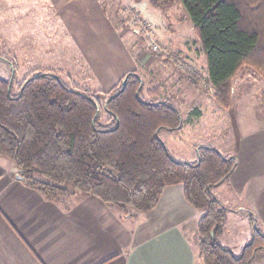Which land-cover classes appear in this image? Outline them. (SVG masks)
<instances>
[{"label":"trees","instance_id":"trees-1","mask_svg":"<svg viewBox=\"0 0 264 264\" xmlns=\"http://www.w3.org/2000/svg\"><path fill=\"white\" fill-rule=\"evenodd\" d=\"M149 1L159 8L170 4ZM180 2L199 41L212 97L229 107L232 82L243 65L264 75V0ZM117 84L110 93L93 92L53 71H38L14 92L11 78L0 77V157L49 199L63 203L75 191L124 213L151 210L166 186L180 184L186 201L201 212L196 232L202 264H264L253 263L264 255V233L251 211L250 239L238 254L218 240L232 208L212 188L227 181L236 156L199 145L193 162L177 160L159 131L179 129L180 110L136 70Z\"/></svg>","mask_w":264,"mask_h":264},{"label":"rangeland","instance_id":"rangeland-1","mask_svg":"<svg viewBox=\"0 0 264 264\" xmlns=\"http://www.w3.org/2000/svg\"><path fill=\"white\" fill-rule=\"evenodd\" d=\"M88 2L82 7L71 0L65 6V12L79 16L70 21L69 33L49 0H0V77L11 78L14 92L26 76L53 71L68 84L107 94L127 72H119L122 66L131 61L144 83L159 85L163 97L180 110L181 127L159 131L177 160L193 162L199 145L227 155L236 149V156L241 153L245 159L251 142L264 144V75L243 65L232 82V103L226 108L218 105L180 0H170L164 8L149 0ZM82 14L97 15L82 22ZM110 65L120 74L107 86L99 76L106 75ZM100 115L104 122L106 114ZM223 236L226 239L225 232ZM259 254L253 263H263L264 255Z\"/></svg>","mask_w":264,"mask_h":264},{"label":"crops","instance_id":"crops-1","mask_svg":"<svg viewBox=\"0 0 264 264\" xmlns=\"http://www.w3.org/2000/svg\"><path fill=\"white\" fill-rule=\"evenodd\" d=\"M49 1L70 33V21L79 17L65 12L71 0ZM77 1L82 7L91 4ZM94 15L82 14V22ZM133 64L127 61L119 72L134 69ZM119 72L110 65L99 77L112 86ZM236 153L235 149L230 155ZM243 154L245 159L241 153L236 156L227 181L213 187L220 190L212 188L232 208L220 233L225 232L226 239L219 234L218 240L234 254L250 239L247 210L264 233V144L251 142ZM17 174L12 162L0 157V264H202L196 232L201 212L186 201L180 184L166 186L151 210L124 213L78 192L69 191L63 203L54 201L17 179Z\"/></svg>","mask_w":264,"mask_h":264},{"label":"water","instance_id":"water-1","mask_svg":"<svg viewBox=\"0 0 264 264\" xmlns=\"http://www.w3.org/2000/svg\"><path fill=\"white\" fill-rule=\"evenodd\" d=\"M21 171H18V174L16 175L17 179H21V175H20Z\"/></svg>","mask_w":264,"mask_h":264},{"label":"built area","instance_id":"built-area-1","mask_svg":"<svg viewBox=\"0 0 264 264\" xmlns=\"http://www.w3.org/2000/svg\"><path fill=\"white\" fill-rule=\"evenodd\" d=\"M144 28V25L142 24V29ZM135 31V30H134ZM138 31H139V29H137L135 32H137L138 33Z\"/></svg>","mask_w":264,"mask_h":264}]
</instances>
